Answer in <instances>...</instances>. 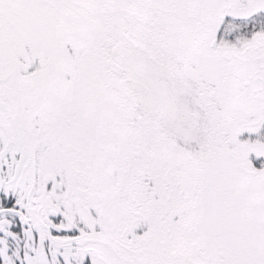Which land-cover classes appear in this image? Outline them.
<instances>
[{
	"label": "snow or ice",
	"instance_id": "6c2138e0",
	"mask_svg": "<svg viewBox=\"0 0 264 264\" xmlns=\"http://www.w3.org/2000/svg\"><path fill=\"white\" fill-rule=\"evenodd\" d=\"M0 264H264V0H0Z\"/></svg>",
	"mask_w": 264,
	"mask_h": 264
}]
</instances>
